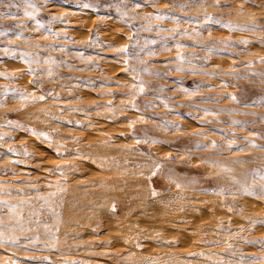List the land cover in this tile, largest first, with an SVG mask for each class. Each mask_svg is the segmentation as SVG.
<instances>
[{
  "label": "rangeland",
  "instance_id": "obj_1",
  "mask_svg": "<svg viewBox=\"0 0 264 264\" xmlns=\"http://www.w3.org/2000/svg\"><path fill=\"white\" fill-rule=\"evenodd\" d=\"M0 264H264V0H0Z\"/></svg>",
  "mask_w": 264,
  "mask_h": 264
}]
</instances>
